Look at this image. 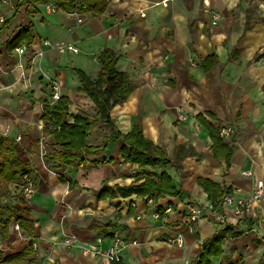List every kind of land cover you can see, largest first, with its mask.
I'll list each match as a JSON object with an SVG mask.
<instances>
[{"label":"crops","instance_id":"obj_1","mask_svg":"<svg viewBox=\"0 0 264 264\" xmlns=\"http://www.w3.org/2000/svg\"><path fill=\"white\" fill-rule=\"evenodd\" d=\"M8 1L7 19L0 25V137L15 140L35 193L23 203L20 186L10 185V198H0L2 206L17 208L33 227L28 236L14 221L9 224L7 237L0 235V262L31 243V254L17 264H112L97 253L110 245V237L97 230L108 222L127 243L122 264L196 260L201 245L226 228L206 218L189 232L187 203L211 207L226 190L247 198L256 182H264V0H105L102 13H82L80 23L70 11L57 8V0ZM48 5L57 10L49 11ZM22 30L31 34L32 42L19 56L8 44ZM44 40L68 41L78 52L46 50ZM106 49L116 70L133 85L125 101L110 111L113 127L127 134L138 124L170 162L144 171L165 173L181 192L157 198L160 212L171 209L163 220L150 217L144 197L118 193V187L141 184L143 173L124 161L123 143L110 137L105 123L90 124L86 145L94 151L84 162L57 173L43 160L60 150L45 136L41 117L52 83L68 98L70 115L92 119L96 108L79 92L77 72L95 80L98 56ZM39 50L46 51L34 57ZM176 108L186 121L178 120ZM67 120L72 122L71 116ZM225 127L232 131L222 138L219 131ZM214 137L232 148L228 162L214 154ZM58 174L74 185L69 188ZM103 185L113 197L100 198ZM223 215L232 230L220 245L221 255L210 264H264V201L239 216L228 210ZM68 233L77 240L65 247L62 240ZM177 233L183 235L182 248L166 243ZM100 236L103 240L97 243Z\"/></svg>","mask_w":264,"mask_h":264},{"label":"trees","instance_id":"obj_2","mask_svg":"<svg viewBox=\"0 0 264 264\" xmlns=\"http://www.w3.org/2000/svg\"><path fill=\"white\" fill-rule=\"evenodd\" d=\"M38 1V0H35ZM41 1V0H40ZM85 5L82 13L99 15L104 11L105 0H81ZM59 9L71 11L74 0H57ZM32 42V36L28 31H20L8 44L9 49L15 50L20 44L28 47ZM100 70L95 80H91L84 72L78 71L80 81L79 92L85 94L96 108V114L92 119L85 114L78 113L70 115L68 113L69 100L65 96L52 106L46 101L42 102V119L45 122V136H50L55 145L60 147L59 151H53L52 154L43 157L47 163L48 169L57 172L63 167H69L74 164H80L85 161V156L93 153L94 148L86 145V138L91 123H105L111 132V136L120 139L123 143L120 150L125 162L135 164L143 173V182L137 186L118 187L117 191L121 197L136 195L145 197L153 195L156 200L161 195L180 196L181 192L176 191L172 186L169 177L165 173L159 176L151 172H145L146 168H156L159 163L168 165L162 153L155 150L152 142L146 139L138 124L127 134H120L114 127L110 119V111L116 106L122 104L127 96L133 90V85L129 82L125 73L119 72L115 68V60L111 52L106 49L100 52L98 56ZM47 116H50L54 122L51 123ZM71 116L72 122H68L67 117ZM109 139V138H108ZM220 138H213V150L216 156L224 158L228 162L232 148L221 143ZM176 169L179 164L175 162ZM30 176L29 170L18 158V152L15 147V140L9 137H0V198H10L8 187L10 185H23V177ZM60 181L67 183L71 188L74 184L70 180L64 179L58 174ZM226 190L224 193H229ZM223 194H221L220 198ZM114 193L105 185L100 189V198L113 197ZM219 198V199H220ZM20 199V198H19ZM21 201V200H20ZM4 217V218H2ZM14 221L18 224L28 236L33 234L32 224L18 215V209L14 206L4 207L0 204V235L4 239L7 237L9 224ZM97 230L104 237H111L115 230V224L108 222L100 225ZM232 228H226L218 232L208 241L201 245L200 253L196 260L189 264H210L212 257L221 255L220 245L224 237L231 232ZM233 234H241L239 231ZM31 243L21 252L7 256L0 264H17L26 259L31 254ZM112 264H122L121 260L112 262Z\"/></svg>","mask_w":264,"mask_h":264},{"label":"built area","instance_id":"obj_3","mask_svg":"<svg viewBox=\"0 0 264 264\" xmlns=\"http://www.w3.org/2000/svg\"><path fill=\"white\" fill-rule=\"evenodd\" d=\"M9 1L8 0H0V25H3L6 22V14L4 11L5 7H8ZM46 8L54 12L57 10L55 6L48 5ZM83 9L80 0H74L73 8L70 11L72 16L76 19L77 23L81 22V15ZM209 13L210 11L207 10ZM212 13V12H211ZM212 17L214 20L218 19L216 14L212 13ZM43 45L45 46L46 50H59L62 52H72L77 53L78 49L73 46L70 42L64 41L59 44H52L48 40L43 41ZM46 50H39L36 52L34 57H41ZM26 52L25 46H19L15 48V53L19 56L24 55ZM18 67L26 70V66L23 64L18 63ZM60 87L57 83L53 82L51 85V94H50V101L48 104L50 106L54 105L61 97ZM178 113V120L186 121L187 118L183 113L181 108H176ZM51 123L54 120L47 116ZM232 131L231 127L222 128L219 131L220 137L224 138L230 135ZM43 141V138L41 139ZM42 145V144H41ZM243 176H251L250 172H242ZM35 193V184L29 175H25L23 177V185L20 186V193L19 198L20 200L25 203ZM154 194L147 195L144 197L146 204L150 207V217L154 220H163L164 216L170 212V207H165L161 212L157 207V199H154ZM264 201V182L259 181L254 184L252 192L249 197L247 198H237L232 191L229 193H224L222 197L211 207H201L196 205L193 202H189L186 205V212H185V224L187 226V230L189 232H194L197 229V225L200 220L202 219H210L219 225L221 228H227L229 224L225 216L223 215V211H231L235 216L241 215L244 211H247L254 203ZM77 240V237L73 233H68L62 240V244L65 247H70L73 242ZM103 238L100 236L97 238L96 242L101 243ZM166 243L170 245H175L179 248H182L184 245V238L182 233H177L174 237H169L166 239ZM33 248L35 249V243L32 244ZM127 243L125 242L124 238L120 235L117 230L112 232V236L110 237V245L104 252L97 251V253H101L108 261L110 262H118L120 260L121 252L126 247ZM185 264H189L186 262Z\"/></svg>","mask_w":264,"mask_h":264}]
</instances>
